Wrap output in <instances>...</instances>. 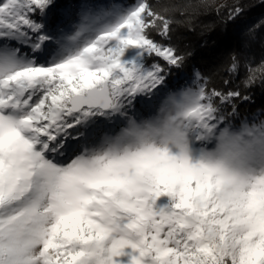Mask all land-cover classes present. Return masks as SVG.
<instances>
[{"label": "snow or ice", "instance_id": "snow-or-ice-1", "mask_svg": "<svg viewBox=\"0 0 264 264\" xmlns=\"http://www.w3.org/2000/svg\"><path fill=\"white\" fill-rule=\"evenodd\" d=\"M51 3L0 4V40L27 44L30 30L39 53L0 44V264H264V179L177 162L142 131L157 102L128 111L165 84V69L146 67V56L181 61L148 38L146 2L80 5L75 30L55 40L31 18ZM74 7L49 20L53 33ZM49 41L54 52L43 47ZM213 97L223 102L202 84L173 89L159 111L195 98L189 115L211 131L224 119ZM100 117L118 121L106 129Z\"/></svg>", "mask_w": 264, "mask_h": 264}, {"label": "trees", "instance_id": "trees-1", "mask_svg": "<svg viewBox=\"0 0 264 264\" xmlns=\"http://www.w3.org/2000/svg\"><path fill=\"white\" fill-rule=\"evenodd\" d=\"M139 2L141 0H52L45 17L40 16L37 11L31 18L44 24L43 34L53 35L55 39L75 15L79 14L80 5L87 4L94 10H99L101 7L107 9L115 4H128L133 7ZM143 2H146L154 14L153 17L145 15L150 26L145 29L148 38L164 48L171 49L181 61L178 66H171L154 54L145 57L146 67L159 64L165 69V84L154 90L151 96H138L128 109L130 114L139 115L147 111L149 100L157 102L152 106V110L158 114L159 103L167 91L182 89L185 86L195 90L202 84L206 95L213 91L223 94V102L220 98L213 97V104L218 108L217 115L224 117L218 125L222 126L225 122L247 124L250 121H264V0ZM70 6H77L73 8L74 14L53 33L49 20H55L59 11ZM153 20L154 24L151 23ZM165 21L168 29L167 33L163 34ZM29 35L33 39L27 44L19 41H7V44L16 49L20 47V55L29 56L31 53L37 58L39 53H33L31 47L37 34L29 30ZM43 47L50 52L56 50L54 41L45 42ZM50 57L51 55L49 60ZM196 73L199 78L194 81ZM229 93L232 95H228ZM117 121V117H113L111 121L104 117L97 119V123L106 129L112 128ZM120 123L122 126L123 122ZM77 128L83 131L80 126ZM69 131L76 135L74 130ZM100 139L101 136L97 135L86 147H96ZM72 143L76 141L73 140Z\"/></svg>", "mask_w": 264, "mask_h": 264}, {"label": "clouds", "instance_id": "clouds-1", "mask_svg": "<svg viewBox=\"0 0 264 264\" xmlns=\"http://www.w3.org/2000/svg\"><path fill=\"white\" fill-rule=\"evenodd\" d=\"M196 102L190 98L159 111L142 128L148 142L177 162L227 177L264 179V121L225 122L209 131L189 115ZM230 188L225 183L224 191Z\"/></svg>", "mask_w": 264, "mask_h": 264}, {"label": "rangeland", "instance_id": "rangeland-1", "mask_svg": "<svg viewBox=\"0 0 264 264\" xmlns=\"http://www.w3.org/2000/svg\"><path fill=\"white\" fill-rule=\"evenodd\" d=\"M4 2V0H0V4H2ZM121 5V4H120ZM121 6H123V5H121ZM130 6V5H129ZM132 7V6H131ZM134 7V6H133ZM79 22H80V17H79V14H76L75 15V17L73 18V20H71V22H69L67 25H66V27H65V29L63 30V32H61V34H59V36L58 37H56L55 39H58L62 34H64V33H71L72 31H74L75 30V26L77 25V24H79ZM148 28H150V26L148 27ZM54 39V40H55ZM3 43H7V41H2V42H0V44H3ZM32 43H34V42H32ZM8 45V44H7ZM58 48V45H56V49ZM23 49H25V48H23ZM19 50H21V48L19 47ZM27 50V49H26ZM29 51V50H28ZM31 51V50H30ZM28 57H31V58H34V55L33 54H29V56ZM51 58V57H50ZM51 60V59H50ZM107 125V124H106ZM105 125V126H106ZM199 155H200V153L199 152H194V159H196V158H199ZM74 158V157H73ZM163 199V198H162Z\"/></svg>", "mask_w": 264, "mask_h": 264}]
</instances>
